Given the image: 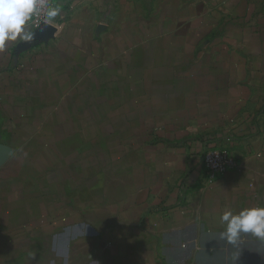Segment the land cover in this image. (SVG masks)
Returning <instances> with one entry per match:
<instances>
[{
	"label": "crops",
	"instance_id": "0c3cea01",
	"mask_svg": "<svg viewBox=\"0 0 264 264\" xmlns=\"http://www.w3.org/2000/svg\"><path fill=\"white\" fill-rule=\"evenodd\" d=\"M54 7L55 37L0 49V264H264L219 238L264 207V0Z\"/></svg>",
	"mask_w": 264,
	"mask_h": 264
},
{
	"label": "clouds",
	"instance_id": "9594fccd",
	"mask_svg": "<svg viewBox=\"0 0 264 264\" xmlns=\"http://www.w3.org/2000/svg\"><path fill=\"white\" fill-rule=\"evenodd\" d=\"M42 11L41 0H0V49H4L8 42L32 39V34L26 25ZM60 15L59 8L48 7L44 14V23L52 24ZM220 223L225 226L219 233V238L234 247L239 246L242 234L264 240V207L245 208L238 214L225 211L220 217ZM239 256H235V262Z\"/></svg>",
	"mask_w": 264,
	"mask_h": 264
},
{
	"label": "built area",
	"instance_id": "2783aa9c",
	"mask_svg": "<svg viewBox=\"0 0 264 264\" xmlns=\"http://www.w3.org/2000/svg\"><path fill=\"white\" fill-rule=\"evenodd\" d=\"M41 5L42 11L40 15L33 16L28 24L31 26L34 32L42 28L44 25H47L54 28L57 33L59 30L56 25H54L53 23H44V14L47 11L48 7H54V0H41ZM36 44V42L24 43L22 45H19V47L16 48V51H30L35 47ZM200 163L205 170L206 177L209 181H214L217 178L223 176L232 167L229 154L217 148H209L205 150L200 156Z\"/></svg>",
	"mask_w": 264,
	"mask_h": 264
},
{
	"label": "water",
	"instance_id": "95a60500",
	"mask_svg": "<svg viewBox=\"0 0 264 264\" xmlns=\"http://www.w3.org/2000/svg\"><path fill=\"white\" fill-rule=\"evenodd\" d=\"M55 33H56V30L54 28L44 25L42 28H40L39 30L35 31L32 34V39L26 40L22 44L30 43V42L38 43L39 41L51 39L55 37Z\"/></svg>",
	"mask_w": 264,
	"mask_h": 264
},
{
	"label": "rangeland",
	"instance_id": "374dc122",
	"mask_svg": "<svg viewBox=\"0 0 264 264\" xmlns=\"http://www.w3.org/2000/svg\"><path fill=\"white\" fill-rule=\"evenodd\" d=\"M23 113V112H22ZM17 115V114H16ZM26 115L28 116L29 115V112H26ZM26 116V118H25V120H26V122H29V118ZM21 118H23V117H21ZM28 133V132H27ZM28 166V165H27ZM26 172H27V174H26V177H28L27 179H29V180H33V178H34V176H33V174H32V172H33V169H26ZM9 176V174H7V172H6V177H8ZM30 176V177H29Z\"/></svg>",
	"mask_w": 264,
	"mask_h": 264
}]
</instances>
